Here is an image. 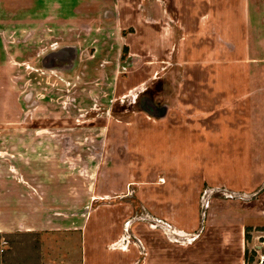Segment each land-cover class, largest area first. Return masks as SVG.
Returning <instances> with one entry per match:
<instances>
[{"label":"rangeland","instance_id":"rangeland-1","mask_svg":"<svg viewBox=\"0 0 264 264\" xmlns=\"http://www.w3.org/2000/svg\"><path fill=\"white\" fill-rule=\"evenodd\" d=\"M262 12L251 0H0V263L83 264L88 242L64 229L116 209L130 254L134 223L159 228L133 264L151 262V239L165 258L174 242L177 264H255L264 117H246V84L264 79Z\"/></svg>","mask_w":264,"mask_h":264},{"label":"crops","instance_id":"crops-1","mask_svg":"<svg viewBox=\"0 0 264 264\" xmlns=\"http://www.w3.org/2000/svg\"><path fill=\"white\" fill-rule=\"evenodd\" d=\"M254 6V7H253ZM251 8L255 9H262V13H257V14H262L261 19H260V25H262L260 28L263 30L264 33V0H255V3L252 2L251 0ZM253 16V15H252ZM255 19V17L253 16ZM251 18V22L253 20ZM264 35V34H263ZM263 42H264V37H263ZM257 54L256 51L251 50V56ZM259 55V53H258ZM261 57H264V54L259 55ZM250 73V69L248 68L247 70ZM248 73V74H249ZM257 74V69L256 67H251V76L252 74ZM253 79V80H252ZM255 77L249 79L246 84V88H251V92H248V98L246 101L250 102L251 105V114H246V117H264V79L262 80L261 78H257V81H260L259 86L257 87V83L255 81ZM262 82V83H261ZM246 83V82H245ZM258 89V90H257ZM251 94V96H250ZM234 97L236 95H233ZM236 96L235 103L240 104L237 101L241 100ZM233 100V99H231ZM243 101V100H242ZM232 102V101H231ZM244 103V102H243ZM234 110V109H233ZM234 114V113H233ZM235 115V114H234ZM234 115L228 114V117H232ZM237 116V115H236ZM14 191V190H13ZM21 194H17L16 191L11 192L10 194L7 195V197L3 198L4 200L7 201H16ZM264 200V194L262 196ZM1 200V199H0ZM264 203V202H263ZM264 207V204H263ZM264 213V211L260 207H251V224H257L259 222H264V215H260L261 213ZM94 218L93 225L91 226V219ZM143 219V218H141ZM138 224L140 228L143 230V233H151V234H158L159 228L158 225H155L154 223L150 222L145 224L143 221H138V223H134V226ZM132 226V223L129 224L128 222V213L125 211H119V210H101V209H94L90 210L87 213V219L82 223V224H77L76 226H73L72 228H66L64 229V232L68 233H81L82 234V239L83 242L87 241V247L90 246L89 252L88 250L85 251V256L82 260L83 264H89V261L91 258L95 259L93 263L95 264H133L136 261L139 260L141 249L140 246H142L144 249H146L148 242L150 243V235L147 236L146 238L144 235L148 234H143L141 233V239L139 243V247L137 248V251L134 250V253L132 252V248L130 249L131 251L128 252L129 250L128 245H126V238L125 234H127V231L129 230V227ZM88 230V231H87ZM206 230V229H205ZM204 230V231H205ZM2 230L0 229V232ZM7 232V231H4ZM201 232V230H200ZM203 233V231H202ZM201 237V235L199 236ZM154 238V237H152ZM156 238V237H155ZM152 244H151V262L149 264H177V259L173 257V260L171 259L172 256H170V246L173 245L174 242L167 241V246H168V253H167V258L162 257L164 253H162V256H160V252H157L155 250H158L156 243L154 242L153 239ZM201 240L197 241L194 244H190L187 246V248H191L193 250V247H195ZM154 242V243H153ZM141 244V245H140ZM207 243H204L203 246L205 247ZM192 245V247H191ZM127 246V247H126ZM130 246V245H129ZM257 247H260L259 245H256ZM148 248V247H147ZM263 248V247H262ZM149 250V249H148ZM189 250V249H188ZM207 249H203L200 251H204L203 253L204 256H207ZM88 253L90 255L88 256ZM156 253V254H155ZM222 254V253H221ZM128 255H131V257L128 258ZM175 253L173 254V256ZM190 255V254H189ZM202 255V254H201ZM133 256V257H132ZM149 257H144L140 259L139 262L141 264H146ZM188 259V258H187ZM189 263L187 264H199L200 261L201 263L203 260H196V262L193 261L191 257H189ZM199 262V263H198ZM256 264V262H255Z\"/></svg>","mask_w":264,"mask_h":264},{"label":"built area","instance_id":"built-area-1","mask_svg":"<svg viewBox=\"0 0 264 264\" xmlns=\"http://www.w3.org/2000/svg\"><path fill=\"white\" fill-rule=\"evenodd\" d=\"M256 264H264V253H260L258 259L256 260Z\"/></svg>","mask_w":264,"mask_h":264},{"label":"trees","instance_id":"trees-1","mask_svg":"<svg viewBox=\"0 0 264 264\" xmlns=\"http://www.w3.org/2000/svg\"><path fill=\"white\" fill-rule=\"evenodd\" d=\"M2 235L0 234V237H1ZM0 250H2V248H0ZM0 262H1V255H0ZM1 264V263H0Z\"/></svg>","mask_w":264,"mask_h":264}]
</instances>
